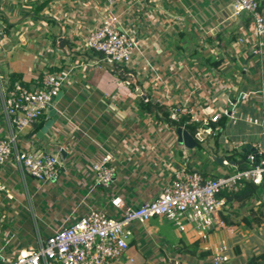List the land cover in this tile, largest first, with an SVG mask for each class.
Masks as SVG:
<instances>
[{"label":"crops","instance_id":"1","mask_svg":"<svg viewBox=\"0 0 264 264\" xmlns=\"http://www.w3.org/2000/svg\"><path fill=\"white\" fill-rule=\"evenodd\" d=\"M108 11L138 40L129 65L106 64L100 54L85 49L87 35ZM231 13L232 0H0V18L8 31L0 42V84L8 85L14 76L34 89L48 73H68L62 97L53 105L57 114L51 129L39 137L40 130L31 136L32 127L19 136L23 150L60 151V176L44 183L23 179L13 159L0 167L7 191L0 192V257L12 260L37 248L53 230L73 224L90 210L118 218L125 209L154 200L170 181L169 168L187 165L211 179L238 167L227 143L243 148L240 154L261 143L262 127L245 119L264 118V50L255 55L252 47L238 48L249 20L233 19ZM207 97L232 109L237 121L224 116L215 135L204 134L202 122L194 123L201 125L198 132L205 142L200 145L211 152L200 158L197 147L189 150L179 144L170 110L187 101L202 118ZM1 102L3 139L8 129ZM147 104H153L151 112ZM106 153L116 172L104 186L96 181L92 166ZM215 157H222V164ZM114 198L122 200L121 208L112 205ZM253 201L249 208L263 204L259 194ZM241 209L226 199L219 213L225 227L213 230L202 250L226 243L230 264L245 263L261 250L258 241L246 248L252 239L235 235L238 229H250L243 218L239 225H227L221 218ZM222 230L226 239L218 233ZM182 242L201 241L170 232L163 218L138 223L128 252L111 264L209 263L212 253L204 260L191 258L179 252Z\"/></svg>","mask_w":264,"mask_h":264},{"label":"built area","instance_id":"2","mask_svg":"<svg viewBox=\"0 0 264 264\" xmlns=\"http://www.w3.org/2000/svg\"><path fill=\"white\" fill-rule=\"evenodd\" d=\"M231 17H246L249 20L248 31L238 38V48L252 47L255 55H261L264 50V0H232ZM7 33V26L0 18V42ZM84 46L89 52L100 54L101 61L106 64L125 66L131 63L138 49V40L134 31L120 28L116 14L108 11L99 25L89 32ZM67 76L65 71L48 73L43 77L41 86L34 89L19 81L0 84L2 114L8 129L7 137L0 139V167L13 159L23 179L29 177L44 183L60 176L63 168L60 151L23 150L19 136L46 115ZM226 103L229 107L233 105L231 99ZM170 112V118L177 123L180 117H189L185 124H179L177 128L189 131L185 125L202 122L206 135L216 134L219 130L216 124L223 116L233 123L237 121L232 109L220 107L210 97L206 98L200 111L202 118L194 113L187 101ZM245 121L262 127L261 143L245 154L247 168L240 170L234 166L211 179L187 165L178 169L169 168L170 181L154 200L125 209L118 218L110 217L102 210H90L73 224L53 230L37 248L20 253L12 260L0 257V264H111L121 260L128 252L135 224L161 218L171 223L172 230L178 235L206 241L213 230L225 227L219 219V213L226 205L225 194L238 193L247 183L258 189L264 188V118L249 117ZM193 137L199 144L205 142L199 132ZM224 164L229 166L227 161ZM92 169L96 181L104 186L110 184L116 172L109 153L95 162ZM0 192H7L1 180ZM111 203L116 208L123 205L120 198L112 199ZM207 249L212 253L207 264H230L228 244L221 243ZM169 264L182 263L173 260Z\"/></svg>","mask_w":264,"mask_h":264},{"label":"trees","instance_id":"3","mask_svg":"<svg viewBox=\"0 0 264 264\" xmlns=\"http://www.w3.org/2000/svg\"><path fill=\"white\" fill-rule=\"evenodd\" d=\"M237 38V35L231 37V42H235ZM18 78L16 77H11L9 79V83L13 84L15 81H17ZM22 82V81H21ZM23 83V82H22ZM25 86L27 84L23 83ZM146 109H149L151 112L153 109V104H147L145 105ZM189 119V117H180L179 123L177 125H183L185 122ZM222 119L224 120L225 117L223 116ZM221 121L220 124H223L224 121ZM45 123V117L41 119V121L34 125L32 131H31V136L36 135L37 132L43 127ZM186 128L189 130V132L192 135H195L196 132L200 129L201 125L199 124H187L185 125ZM241 158L236 160L235 163L238 165V168L240 170H243L247 168V164L245 163V153L240 154ZM215 178V177H212ZM258 195V188L255 187L251 183H247L238 193L234 194H225L224 196L227 199V202L230 205H236L237 208H244L249 206L250 203L256 198ZM263 204L257 208H248V214L249 218L243 217V221L247 224V226L252 230L255 227L263 228L264 227V208L262 207ZM222 220L227 224V225H236L237 222H233L228 215H221ZM203 242L195 243L192 245L184 244L183 242L180 243L179 247V252L185 254L186 256H189L191 258H196L199 260H204L207 259L211 252L210 251H204L201 248V244ZM261 246V245H260ZM245 264H264V247L261 246V250L254 251L251 253L250 257L247 259Z\"/></svg>","mask_w":264,"mask_h":264},{"label":"rangeland","instance_id":"4","mask_svg":"<svg viewBox=\"0 0 264 264\" xmlns=\"http://www.w3.org/2000/svg\"><path fill=\"white\" fill-rule=\"evenodd\" d=\"M46 115H47V113H46ZM235 145H236V143H227L226 146L230 148V150H231V154L230 155H233V159L235 158L236 160H238V159H240V151H242L243 148L237 149V147ZM196 150H197L196 156H198L200 158L208 157V156L211 155V152L209 151V149H208V147L206 145L198 144ZM258 194H259V198H261V200L263 202V206L262 207L264 208V189L263 188L259 189ZM253 203L255 204L256 201H253ZM253 203H250L249 206H247L246 208L241 209L239 211V213H237V214H234L235 212H233L231 214V216H230L231 220L233 222H237L236 225H239L240 224V220L248 212L247 208L251 207L253 205ZM263 220H264V218H263ZM167 227H168V229L171 232V230L173 229L172 224L167 222ZM218 233L220 235H222L223 237H225V239H226V234H225L226 232L224 230H222V231H220ZM235 235H238L239 237H242V238H243V235H245L246 238H243L244 239L243 241H245V239H247V240L252 239V243L250 245H249V242L244 244L246 246V248L248 246H249V248H250V246L252 247V245H255L257 241L259 243H261L262 247H264V227L263 228L255 227L254 229L252 228V230L249 229L248 231L246 230V228L243 227L241 230L238 229L235 232ZM168 238H170V240H172V235H171V237L168 236Z\"/></svg>","mask_w":264,"mask_h":264},{"label":"water","instance_id":"5","mask_svg":"<svg viewBox=\"0 0 264 264\" xmlns=\"http://www.w3.org/2000/svg\"><path fill=\"white\" fill-rule=\"evenodd\" d=\"M45 5H43V6H45ZM61 97H62V92H60L59 95L57 97H55L54 102H59ZM56 114H57V108H55L54 106H51L47 112L48 120L44 123L43 127L40 129V131L37 134L39 137H42L45 133H47L51 129V127L54 124V117ZM176 134H177V139H178L179 144L184 145L185 148L191 150V149H194L197 147L198 143L189 131L181 130L180 128H177ZM249 148L250 147L247 146L243 150V152H245ZM215 161L219 164H222L223 158L222 157H215Z\"/></svg>","mask_w":264,"mask_h":264}]
</instances>
